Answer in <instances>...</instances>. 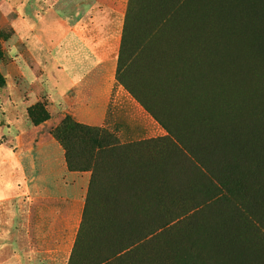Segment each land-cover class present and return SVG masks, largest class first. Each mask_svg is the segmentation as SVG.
Listing matches in <instances>:
<instances>
[{"label":"trees","instance_id":"16d2710c","mask_svg":"<svg viewBox=\"0 0 264 264\" xmlns=\"http://www.w3.org/2000/svg\"><path fill=\"white\" fill-rule=\"evenodd\" d=\"M182 1L129 0L117 56L116 79L167 136L122 145L105 128L70 116L51 131L65 150L70 170H90L74 163L75 140L101 147L97 136L107 135L118 148V173L112 180L119 188L106 191L104 211H99V203L93 206L91 170L68 264L84 261L89 247L85 226L92 217L103 228L149 232L92 256L85 264H112L132 253L153 258L144 247L172 229L186 230L182 240L171 242L175 255L186 264H264V111L239 113L234 101L231 114L224 116L227 102L222 95L229 83L213 62L215 52L186 46V28L170 27ZM206 52L211 55L197 62V54ZM254 58H259L255 52ZM218 67L221 70L220 63ZM238 82L236 78L229 85L232 93ZM150 143L157 147L145 149Z\"/></svg>","mask_w":264,"mask_h":264},{"label":"crops","instance_id":"0c3cea01","mask_svg":"<svg viewBox=\"0 0 264 264\" xmlns=\"http://www.w3.org/2000/svg\"><path fill=\"white\" fill-rule=\"evenodd\" d=\"M10 15L0 22L22 44L7 50L19 56L6 61L0 89V264H68L91 171L70 170L51 131L68 113L122 145L168 132L116 79L124 15L114 22L108 0H71L69 14ZM42 96L51 112L34 124L27 107Z\"/></svg>","mask_w":264,"mask_h":264},{"label":"rangeland","instance_id":"374dc122","mask_svg":"<svg viewBox=\"0 0 264 264\" xmlns=\"http://www.w3.org/2000/svg\"><path fill=\"white\" fill-rule=\"evenodd\" d=\"M108 2L114 15L113 21L120 24V17L125 16L129 0H108ZM37 10L45 14H69L71 0H30V2L4 0V3H0V14L9 11L10 16L32 15ZM175 14V21L171 22L170 27L186 28L188 35L186 46H200L215 52L212 54L213 62H217L222 79L229 83L224 86L222 95L223 101L227 102L222 107L224 116L231 114V104L234 101L239 104L237 107L239 113L254 109L264 111V0H183ZM13 34L8 22H0V57H2L0 74L4 78V85L0 89L5 86L6 61L19 56L12 50L9 54L7 50L9 47L13 49V46L19 47L22 44L18 40L15 42L16 38L14 39ZM254 52L259 58H254ZM210 55L211 52L197 54V62L199 60L201 62L202 57L208 58ZM236 78L239 82L232 93L229 85L234 83ZM45 97L42 96L41 100L27 107L28 117L34 124L50 115V104ZM65 116L72 117L68 113ZM97 137L101 147L82 139L74 141L71 151L77 166L90 168L89 171L94 170L92 195L96 202H93V206L99 203V211H104L103 201L106 191L119 188L112 180L114 178L112 174L118 173V148L114 145L112 136L100 134ZM101 224L95 219L93 222V217L88 218L85 237L89 247L83 252L84 261H77L74 264H85L92 256L125 245L128 240L133 241L136 235L149 232L144 229L103 228ZM184 236H186L185 229L167 230L153 241L150 239L151 241L144 247V252L153 254V258H142L138 253H132L127 257L128 260L124 259L112 264H186L175 255L173 251L175 247L171 243L175 239L182 240Z\"/></svg>","mask_w":264,"mask_h":264}]
</instances>
